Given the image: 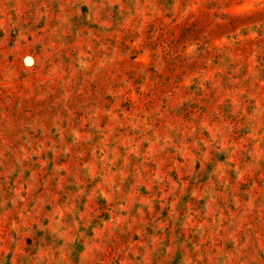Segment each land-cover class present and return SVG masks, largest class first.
Segmentation results:
<instances>
[{
    "label": "rangeland",
    "instance_id": "rangeland-1",
    "mask_svg": "<svg viewBox=\"0 0 264 264\" xmlns=\"http://www.w3.org/2000/svg\"><path fill=\"white\" fill-rule=\"evenodd\" d=\"M0 264H264V0H0Z\"/></svg>",
    "mask_w": 264,
    "mask_h": 264
}]
</instances>
